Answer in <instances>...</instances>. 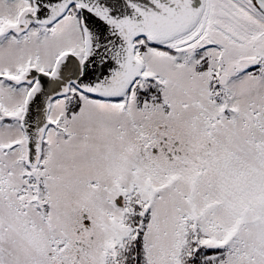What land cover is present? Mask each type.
Listing matches in <instances>:
<instances>
[{
  "label": "snow or ice",
  "instance_id": "obj_1",
  "mask_svg": "<svg viewBox=\"0 0 264 264\" xmlns=\"http://www.w3.org/2000/svg\"><path fill=\"white\" fill-rule=\"evenodd\" d=\"M0 264H264V0H0Z\"/></svg>",
  "mask_w": 264,
  "mask_h": 264
}]
</instances>
